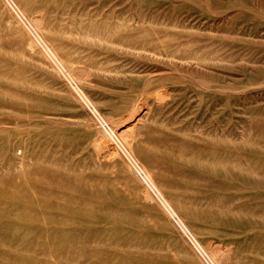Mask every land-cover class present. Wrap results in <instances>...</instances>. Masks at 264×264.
I'll use <instances>...</instances> for the list:
<instances>
[{"label": "rangeland", "instance_id": "rangeland-1", "mask_svg": "<svg viewBox=\"0 0 264 264\" xmlns=\"http://www.w3.org/2000/svg\"><path fill=\"white\" fill-rule=\"evenodd\" d=\"M12 1L100 115L0 0V264H208L99 129L216 264H264V0Z\"/></svg>", "mask_w": 264, "mask_h": 264}, {"label": "bare ground", "instance_id": "bare-ground-1", "mask_svg": "<svg viewBox=\"0 0 264 264\" xmlns=\"http://www.w3.org/2000/svg\"><path fill=\"white\" fill-rule=\"evenodd\" d=\"M9 1L11 2L13 9H15L16 14L19 16V18L21 20H23V23L26 25V27L28 28V31L31 34L30 36L32 37V39H31V42L29 41L30 42V46H32V47H38L39 49H41L46 54L47 58L52 63V66L55 68V71L57 73H59L68 83H70V85H71V87H72V89L74 91L75 96H77L81 100V102L87 106L88 109L90 108V110L92 111V115L93 116L99 117L100 114L98 115V111L90 103V101L83 94V92L80 90L78 84L76 82H74L73 80H71L72 77H71V74H70L69 70H67L64 67L61 59L56 55V53L53 51V49L43 39V37L41 36V34L39 32L38 26L36 24L32 23L25 16V14L14 4V2L12 0H9ZM101 118H102V116H101ZM119 123H120V121H119ZM100 130L101 129H99V137H101L103 139L104 145H103V147L100 146V148H98L99 151L102 152V153H105V154L107 152H111V151L115 152L119 156V158L123 161V163L126 165V167L128 168V170L132 173V175L140 183H142V185L147 189V191L145 192V197L146 198H149V199H155V200H157L163 206V208L173 217V219L175 220V222H177L180 225L181 228H184L186 235L189 236L190 240H192V242L194 243L193 245H196L195 247L198 249L199 253L206 260V262L208 264H216L212 259H210V257H208L205 254L206 252L202 250V248H201L202 246L201 247L199 246V244L197 243L194 235L187 229V227L182 222V219L178 217L179 215L177 216V214L170 207V205L168 204V202L166 201V199L164 198V196L162 195V193L160 192V190L156 186L152 174L135 157V154L133 152L132 146L130 145L129 141H127L124 138V136L122 137L121 135H116L117 133L116 134L115 133H113V134L109 133V135H110L109 136V135H107L105 133L106 131H103V130L100 131ZM132 137H135V136H132ZM97 143H99V142H96V145H97ZM93 148H94V146H93Z\"/></svg>", "mask_w": 264, "mask_h": 264}]
</instances>
